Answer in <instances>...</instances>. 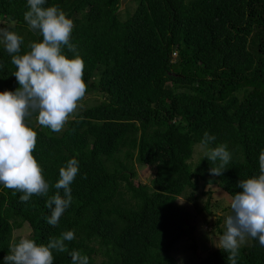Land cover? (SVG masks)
<instances>
[{
  "label": "trees",
  "instance_id": "trees-1",
  "mask_svg": "<svg viewBox=\"0 0 264 264\" xmlns=\"http://www.w3.org/2000/svg\"><path fill=\"white\" fill-rule=\"evenodd\" d=\"M119 2L47 0L45 7L55 5L73 21L70 42L83 59L87 85L79 102L93 95L101 101L78 103L59 132L40 126L36 113L26 121L37 134L33 156L50 188L21 202L23 193L0 187V264L23 225L27 238L45 245L74 230L67 251H53V264H71L73 250L89 264H185L170 251L183 237L191 240L195 227L177 199L189 204L198 194L207 197L198 212L214 216V233L202 229L203 256L195 264H227V253L211 245L223 233L224 217L212 212L218 203L209 187L232 197L239 180L260 171L264 0H138L128 15ZM25 11L26 0H0V24L23 37L20 54L42 39L24 21ZM13 71L0 45V91L19 87ZM205 132L216 137L211 147L224 143L232 154L220 176L210 173L216 165L203 153L192 161ZM72 157L79 162L72 203L51 226L46 201ZM137 165L152 169L150 182H134ZM237 264H264V247L248 237Z\"/></svg>",
  "mask_w": 264,
  "mask_h": 264
},
{
  "label": "clouds",
  "instance_id": "clouds-1",
  "mask_svg": "<svg viewBox=\"0 0 264 264\" xmlns=\"http://www.w3.org/2000/svg\"><path fill=\"white\" fill-rule=\"evenodd\" d=\"M46 4L47 0H26L23 19L42 37L28 45L29 51L20 54L23 37L0 27V45L11 56L15 66L11 75L19 85L13 91H0V187L23 193L19 196L21 202H28L33 194L46 196L50 188L33 156L37 134L26 121L36 113L40 126L59 132L75 113L87 87L83 80V59L75 54V45L70 42L73 21L57 6L45 7ZM64 48L74 53L71 58L63 52ZM215 139V135L205 132L199 147L203 152L201 159L216 165L210 167V173L220 176L232 154L224 143L211 147ZM258 161L259 174L237 182L240 191L231 197V212L224 217V231L214 243L227 253V264H237L239 249L246 237L264 247V150ZM78 171L79 162L75 157L60 167L59 178L51 185L57 191L46 201V207L51 210L45 218L49 225L56 226L70 207V186ZM74 238V230L61 232L46 245L21 238L11 243L2 264H53V251H67L65 242ZM69 255L71 264H89V257L79 251L73 250Z\"/></svg>",
  "mask_w": 264,
  "mask_h": 264
},
{
  "label": "rangeland",
  "instance_id": "rangeland-1",
  "mask_svg": "<svg viewBox=\"0 0 264 264\" xmlns=\"http://www.w3.org/2000/svg\"><path fill=\"white\" fill-rule=\"evenodd\" d=\"M138 0H128L126 2V4L124 5L125 15L131 14L136 5H137ZM123 8V9H124ZM122 9V10H123ZM121 10V12H122ZM121 14V13H120ZM4 23L0 24V27H3ZM101 101L100 96H88L86 97L83 101L78 102L79 104H85V105H94L95 103H98ZM73 115H71L69 118H71ZM202 150L200 149L199 146H195L194 147V154H193V158L192 161L195 162L199 156L202 154ZM136 177L138 179H135L134 182L140 181L142 183H148L150 182L151 178H152V174L153 171L152 169L148 168V167H143V166H136ZM212 190V200L211 202L217 201V208H213L212 212H214L216 215H221L223 217H225L226 215L230 214L231 210L229 207L230 204V200L231 197H229L228 195H226L221 189L218 190L216 188V186H211L209 187ZM208 189V187H206L204 190L206 191ZM223 194V195H222ZM225 196V197H224ZM207 197L198 194L197 200H195L194 202L192 201L191 203H187L185 199L183 198H178L177 199V204H179L180 206H182L183 208H186V211H188V221L190 225H193L195 227L194 232L192 233V231H189L190 229H188L189 231V237L191 238V240L188 239V237H183V239L177 241L175 243V245L172 247L171 251H170V256L176 257L178 256L179 258H181L180 260L178 259L176 261V263H185V264H195L199 261L200 257L203 256V253L200 249V244H202L199 240L202 238V234H203V230L202 229H206L208 231L207 236L208 237H212V234L209 233L212 229V222H213V218L214 216H208L206 214H204V212H198V208H200L203 205V202L206 201ZM220 203V204H219ZM214 204V203H212ZM222 208H224L225 211H222ZM185 213V212H184ZM188 221L186 223H188ZM222 231H224V219L223 222L220 224L219 226ZM213 231V230H212ZM211 231V232H212ZM28 232L29 229L26 226H22L19 229H16L13 231V236L12 239L13 241H17L21 238H27L28 236ZM214 233V231H213ZM215 236V234H214ZM213 236V238H214ZM248 237H246L247 239ZM203 239H206V237H204ZM218 238H214L213 241L211 242V245L213 243L216 242ZM198 241L200 242V244L198 243ZM209 241V240H208ZM189 246H194V248L188 249ZM215 246V245H214Z\"/></svg>",
  "mask_w": 264,
  "mask_h": 264
},
{
  "label": "water",
  "instance_id": "water-1",
  "mask_svg": "<svg viewBox=\"0 0 264 264\" xmlns=\"http://www.w3.org/2000/svg\"><path fill=\"white\" fill-rule=\"evenodd\" d=\"M128 0H120L119 2V10H122L124 8V5L126 4Z\"/></svg>",
  "mask_w": 264,
  "mask_h": 264
}]
</instances>
